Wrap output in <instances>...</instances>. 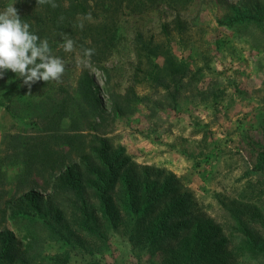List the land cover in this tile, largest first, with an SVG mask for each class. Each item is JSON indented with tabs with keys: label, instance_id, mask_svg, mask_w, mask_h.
I'll use <instances>...</instances> for the list:
<instances>
[{
	"label": "rangeland",
	"instance_id": "rangeland-1",
	"mask_svg": "<svg viewBox=\"0 0 264 264\" xmlns=\"http://www.w3.org/2000/svg\"><path fill=\"white\" fill-rule=\"evenodd\" d=\"M54 2L64 9L71 3ZM80 2L87 12L77 13L79 21L70 25L68 20L54 18L56 7L49 4L0 0V11L15 4L18 14L29 16L34 24L30 30L41 40L46 38L52 55L66 65L60 81L40 80L30 87L11 70L0 78V160L5 159L9 197L15 194L24 170L18 159L7 155L12 153L10 137L29 130L36 117L44 114L40 102L46 95L60 86L77 95L79 82L88 74L102 101L101 132L136 165L181 178L198 209L216 224H224L227 234L236 230L224 217L229 214L223 202L240 204L247 202L241 199L250 198L247 212L254 220H262L264 181L247 172L264 153V31L253 27L245 32L230 23L261 7L264 0ZM88 14L90 20L85 18ZM100 24L106 29L102 48L83 66L78 61L88 46L81 39L93 42L90 35L83 36L84 31ZM65 35L75 42L71 52L62 47ZM104 46L108 49L101 50ZM132 90L139 98L133 110L115 115L112 94L124 96ZM123 185L126 193L127 185ZM243 192L246 198H241ZM125 224L110 232L108 248L82 238L75 249L49 245L44 256L62 264L170 263L173 253L164 247L151 249L138 237L130 241L132 223ZM15 232L20 239V232Z\"/></svg>",
	"mask_w": 264,
	"mask_h": 264
},
{
	"label": "trees",
	"instance_id": "trees-1",
	"mask_svg": "<svg viewBox=\"0 0 264 264\" xmlns=\"http://www.w3.org/2000/svg\"><path fill=\"white\" fill-rule=\"evenodd\" d=\"M70 1L67 9L56 7L54 18L73 25L80 19L77 13L86 14L87 8L80 0ZM19 15L34 26L29 16ZM230 24L245 32L253 27L264 31V3ZM104 26L85 30L83 36L90 35L93 42L82 38V45L100 50ZM138 99L133 90L124 96L113 93V113L131 112ZM40 104L44 114L36 117L39 122L10 137L12 153L7 155L24 169L11 197L5 189V159L0 160V264H62L44 256L47 246L75 249L86 238L108 248L110 232L129 222L130 241L138 237L151 249L164 247L173 253L171 264H264V218L254 220L247 212L252 200L223 202L229 214L224 217L236 230L227 234L224 224L198 209L181 178L136 165L101 132L102 101L88 74L79 82L77 95L60 86ZM247 174L264 181V153ZM244 193L241 198L248 196Z\"/></svg>",
	"mask_w": 264,
	"mask_h": 264
},
{
	"label": "clouds",
	"instance_id": "clouds-1",
	"mask_svg": "<svg viewBox=\"0 0 264 264\" xmlns=\"http://www.w3.org/2000/svg\"><path fill=\"white\" fill-rule=\"evenodd\" d=\"M37 4H49L57 7L54 0H37ZM10 4L0 11V78L4 72L11 70L23 78L26 85L31 86L37 81H60L66 71L64 61L52 55L48 40H43L30 31V25L24 22L18 14V9ZM86 19H91L88 14ZM83 28V22L78 25ZM63 49L66 52L74 50L75 42L67 35L63 36ZM95 49L83 51L79 64L87 66Z\"/></svg>",
	"mask_w": 264,
	"mask_h": 264
}]
</instances>
